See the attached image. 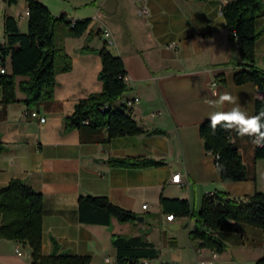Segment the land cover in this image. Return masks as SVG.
Returning <instances> with one entry per match:
<instances>
[{"label": "crops", "instance_id": "obj_1", "mask_svg": "<svg viewBox=\"0 0 264 264\" xmlns=\"http://www.w3.org/2000/svg\"><path fill=\"white\" fill-rule=\"evenodd\" d=\"M55 16L90 19L80 36L69 34L65 22L55 27L60 49L53 97L27 105L17 88L26 77H16L17 102L4 103L0 86V189L13 179L22 180L43 197L41 252L48 255L52 239L67 255L88 256L89 264H116L111 235L144 236L158 251L147 264H256L264 257L260 228L236 223V231H215L225 249H200L189 233L206 228L191 216L167 220L160 198L184 199L198 212L203 198L224 192L244 199L264 193V160H255L254 131L240 134L254 122L258 88L233 79L242 63L238 40L222 15L231 0H36ZM147 14H142V8ZM255 27L262 32L255 42L256 66L264 71V0ZM26 0H0V36L4 19L13 17L20 33L28 30L23 17ZM58 35L56 36V28ZM113 39L109 51L122 59L128 90L118 100L128 107L144 134L108 138L105 129H65V117L75 104L102 90L98 75L104 45L102 32ZM175 46L171 48L170 46ZM66 57V58H65ZM68 62L70 69H61ZM7 58L6 73L10 72ZM36 111L39 118L28 113ZM239 119H232V117ZM232 121L231 140L237 146L248 178L239 182L220 179L214 156L207 153L199 134L205 120ZM150 158L163 165L121 168L110 158ZM180 183H172L173 175ZM105 196L111 203L142 216L143 221L109 226L79 221L80 196ZM143 205L147 207L142 208ZM143 234H142V232ZM20 251V256L16 254ZM0 264H33L27 244L0 238Z\"/></svg>", "mask_w": 264, "mask_h": 264}, {"label": "trees", "instance_id": "obj_2", "mask_svg": "<svg viewBox=\"0 0 264 264\" xmlns=\"http://www.w3.org/2000/svg\"><path fill=\"white\" fill-rule=\"evenodd\" d=\"M15 0H9L14 2ZM29 10L28 30L22 34L13 17L4 19L5 45L0 53L10 59V72L0 74L4 103L17 102L16 77H26L17 88L26 95L27 105L36 104L53 97L57 59L60 49L55 43V27L59 22L67 23L69 34L80 36L86 30L90 19L71 21L64 15L55 16L42 3L26 0ZM262 0H231L222 7V15L230 31V38L238 40L242 63L234 73L236 85L248 82L264 91V71L256 66L255 42L262 34L255 27V20L262 15ZM233 33L235 35H233ZM101 70L98 78L102 90L81 99L74 106V112L65 117V129L88 127L93 130L106 129L108 138L144 134L133 119L125 104H117L128 90L124 82L126 69L122 59L113 55L104 42L98 51ZM66 58V57H65ZM70 69L66 62L62 71ZM259 119L264 124V102L255 103L254 122ZM85 121L88 123L86 124ZM230 124L228 128L222 125ZM232 121L226 117L205 120L199 125V134L207 153L214 161L224 182H239L248 178V172L242 162L241 154L231 140ZM264 132V127L260 128ZM3 146L0 143V152ZM255 160H264V144L255 147ZM108 164L121 168H145L163 165L161 161L150 158H110ZM160 207L164 213L173 216H191L206 231L200 229L189 233L196 247L222 253L225 245L217 239L215 231H236V223L242 222L260 228L264 238V193L255 191L244 199L230 198L227 193L214 192L203 198L198 212L191 210L184 199L160 198ZM43 197L28 187L22 180L13 179L0 189V238L15 240L27 244L31 249L33 264H89L88 256L67 255L59 251L57 242L52 239L48 255L41 252V223ZM79 221L84 224L109 226L114 219L118 223H136L137 215L114 205L105 196H80L78 198ZM112 245L116 252V264H144L143 260L158 257V251L147 242L144 236H125L112 234ZM256 264H264V257Z\"/></svg>", "mask_w": 264, "mask_h": 264}, {"label": "built area", "instance_id": "obj_3", "mask_svg": "<svg viewBox=\"0 0 264 264\" xmlns=\"http://www.w3.org/2000/svg\"><path fill=\"white\" fill-rule=\"evenodd\" d=\"M141 13L142 14H147V9L143 7L141 9ZM23 17H25V18L29 17L28 7L23 12ZM233 35H235V34L233 33ZM101 36H102V39H104V41H105V43L107 45H112L113 44V39L111 37V33H110L109 30H104L102 32ZM5 42H6L5 38L0 36V48L5 45ZM174 46L175 45L172 44L170 47L173 48ZM7 58H8L7 56L5 57V56L2 55V53H0V74H5L6 73ZM138 100H139L138 98H134L133 100H129V101H127L124 104H125L126 107H131V105L134 104L135 102H137ZM257 100L264 102V91L258 90V92H257ZM28 115H29V117L34 118V119L39 118L40 122H44L45 121L44 118L39 117V115H38V113L36 111H31V112L28 113ZM85 123L87 124L88 122L85 121ZM106 129L107 128H105V131H106ZM257 135H259V133L254 131L253 141H254L255 147H259L261 145V144H257L255 142ZM171 182L172 183H180V175L179 174L173 175L172 178H171ZM146 207H147L146 205L142 206L143 209H145ZM173 218H174V216L172 214H169V215L166 216V219L169 220V221L172 220ZM16 254L18 256H20L21 253H20L19 250H16ZM143 263L147 264L146 262H143ZM201 264H204V263H201Z\"/></svg>", "mask_w": 264, "mask_h": 264}, {"label": "clouds", "instance_id": "obj_4", "mask_svg": "<svg viewBox=\"0 0 264 264\" xmlns=\"http://www.w3.org/2000/svg\"><path fill=\"white\" fill-rule=\"evenodd\" d=\"M230 126H231L230 124L222 125V127H225V128H228ZM261 127H264V124H261L258 119L254 123H250L247 128L240 129L239 131L241 135H244L246 132H250V131H255L259 133V135H257L256 137L255 142L257 144H264V132H260Z\"/></svg>", "mask_w": 264, "mask_h": 264}, {"label": "water", "instance_id": "obj_5", "mask_svg": "<svg viewBox=\"0 0 264 264\" xmlns=\"http://www.w3.org/2000/svg\"><path fill=\"white\" fill-rule=\"evenodd\" d=\"M136 221L137 222H142L143 221V217L142 216H137Z\"/></svg>", "mask_w": 264, "mask_h": 264}, {"label": "rangeland", "instance_id": "obj_6", "mask_svg": "<svg viewBox=\"0 0 264 264\" xmlns=\"http://www.w3.org/2000/svg\"><path fill=\"white\" fill-rule=\"evenodd\" d=\"M58 35V27L56 28V36ZM142 232V231H141ZM142 234H143V232H142Z\"/></svg>", "mask_w": 264, "mask_h": 264}, {"label": "snow or ice", "instance_id": "obj_7", "mask_svg": "<svg viewBox=\"0 0 264 264\" xmlns=\"http://www.w3.org/2000/svg\"><path fill=\"white\" fill-rule=\"evenodd\" d=\"M232 119H239V117H235V116H234V117H232ZM250 123H254V122H250Z\"/></svg>", "mask_w": 264, "mask_h": 264}]
</instances>
